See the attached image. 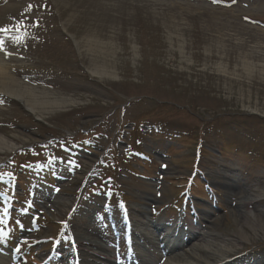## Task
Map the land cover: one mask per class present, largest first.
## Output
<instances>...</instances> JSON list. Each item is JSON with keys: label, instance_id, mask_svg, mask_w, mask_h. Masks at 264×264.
Returning a JSON list of instances; mask_svg holds the SVG:
<instances>
[{"label": "rangeland", "instance_id": "rangeland-1", "mask_svg": "<svg viewBox=\"0 0 264 264\" xmlns=\"http://www.w3.org/2000/svg\"><path fill=\"white\" fill-rule=\"evenodd\" d=\"M3 43L12 45L3 53L14 54L6 62L15 78L77 102L33 115L0 94V135L17 136L18 146L0 153L6 264H58L51 255L74 245V226L109 240L100 239L105 250L92 264L113 253L124 260L121 208L136 251L144 235L158 264L185 254L217 262L196 247L220 235L223 251H240L234 258L259 253L264 220L237 241L233 210L247 192L264 198V0H0ZM259 210L248 216L263 214L264 203ZM181 215L213 236L165 254L142 225ZM65 228L71 239L62 244ZM166 233L157 240L171 247ZM69 256L59 264H72Z\"/></svg>", "mask_w": 264, "mask_h": 264}, {"label": "bare ground", "instance_id": "bare-ground-1", "mask_svg": "<svg viewBox=\"0 0 264 264\" xmlns=\"http://www.w3.org/2000/svg\"><path fill=\"white\" fill-rule=\"evenodd\" d=\"M6 38L10 37L11 35L8 34V32L5 34ZM90 43V42H89ZM11 51L12 45H9L7 43H3L0 45V94L4 95L5 97L13 100L14 102H18L23 109L28 111L29 113L33 115H42L43 113H48L52 111H59L63 110L69 107H72L77 104V102L73 99L66 98V97H57L54 95H51L46 92H40L37 89L33 87H29L28 85L24 84L17 78H15L14 71L15 69H12L11 66L6 62L8 61V58L14 56L12 53H3L4 51ZM99 79H108L111 78L109 72L105 73H97L93 72ZM16 137L7 138L2 135H0V153H6V152H13L15 149L18 148L17 144L15 143L17 140ZM18 140L25 141L22 138L18 136ZM240 181H233L231 184H229L227 187L230 191H234L238 188ZM248 182L247 184H250L253 181H245ZM257 184L263 185L264 184L261 181H257ZM47 198V197H46ZM48 200V199H46ZM264 203V198L257 197L254 195H250L248 192L242 197L241 201L238 202L236 205L237 207H240L242 210H233V221L235 223V228L237 231L233 233V236L237 238V241H240L243 239L244 236L251 234L252 232H256L259 228V221L257 218H260L261 220H264V213L263 214H256L254 217L248 216L247 210H252L253 212H259V208L261 204ZM75 210H73L71 213H69L72 221V224H74L75 221V214L73 213ZM236 211V212H235ZM142 214H144L143 211H141ZM259 215V216H258ZM130 220V219H129ZM145 223L142 225L146 227L148 230L152 229L153 232L156 233V242L158 245L162 244V241L157 240L158 235L165 234V231H167L168 227L170 225L173 226V230L171 232L167 233L165 235L169 238H173L172 240L176 243H174L171 247L169 245H165V249L168 251H175L179 250L185 246L186 243H191L193 240H199L202 239H210L213 236L212 231H205L202 232L201 229L195 228L193 230L191 227L185 226L187 224V221L182 219V216L179 217L176 221L164 222L159 219L156 221H149L146 219L144 221ZM180 222V225H179ZM138 223V222H137ZM184 223V224H183ZM133 224V223H132ZM132 224L127 225V230L131 234V236H134V229L132 228ZM189 224V223H188ZM126 225V224H125ZM72 226V225H71ZM73 228V227H72ZM85 228H80L77 226H74L73 234L76 236V243L72 247V252L76 254V258L78 260V264H92L94 261V257L97 255L102 257V253L105 248L99 243L100 239H104L109 243V240H106L104 237H102L101 233H99L98 230H88L86 233H84ZM258 231V230H257ZM180 232L185 233V237L183 239L180 238ZM139 234V235H138ZM135 236L139 237L137 239H140V233H138ZM143 235V234H142ZM141 235V236H142ZM153 235H155L153 233ZM221 236V235H220ZM214 238L212 237L211 240H213L212 244H209V247L202 248V247H196V250L204 255H207V257L204 260H208L210 257L214 256H220L222 258L221 260L214 262L213 259H210L208 261H203L204 263H199L194 261L196 259L195 257H199L196 254H185V258L182 259L176 258V264H264V244L257 243V246H259V253L256 255H247V256H238L234 258L233 256H236L239 250H234L232 252L223 251L221 249V246L217 245L216 241H223V238ZM164 237V239L166 238ZM145 238L144 244L141 243L139 245L140 255L136 253L135 250V243L134 247L135 249L130 246V249L127 252L126 260L125 261H119V257H107L105 261L108 264H134V260L138 261L137 259H140V264H158L160 261V258L156 256L154 251L152 249L154 242L149 241L147 237ZM220 239V240H219ZM240 239V240H239ZM183 240H185V243H183ZM138 241V240H137ZM142 241V238H141ZM229 241V240H227ZM226 242V241H225ZM251 244V243H250ZM256 245V244H254ZM214 247L215 250H211L210 248ZM244 249V248H242ZM241 249V250H242ZM69 248H62L57 250V258L62 259L63 261L66 259L62 256H67L70 251ZM99 252V253H98ZM145 257V258H144ZM232 258V259H231ZM192 259V260H191ZM231 259V260H230ZM5 259L0 257V264H5ZM193 262H191V261ZM96 263V262H95Z\"/></svg>", "mask_w": 264, "mask_h": 264}, {"label": "snow or ice", "instance_id": "snow-or-ice-1", "mask_svg": "<svg viewBox=\"0 0 264 264\" xmlns=\"http://www.w3.org/2000/svg\"><path fill=\"white\" fill-rule=\"evenodd\" d=\"M70 239V238H69ZM57 247H58V244H57ZM17 251H19V248H17Z\"/></svg>", "mask_w": 264, "mask_h": 264}]
</instances>
